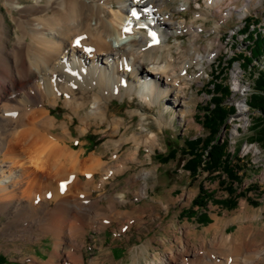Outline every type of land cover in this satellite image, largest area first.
Returning <instances> with one entry per match:
<instances>
[{
  "label": "bare ground",
  "instance_id": "obj_1",
  "mask_svg": "<svg viewBox=\"0 0 264 264\" xmlns=\"http://www.w3.org/2000/svg\"><path fill=\"white\" fill-rule=\"evenodd\" d=\"M0 1V9L6 8L18 33L11 46L7 17L0 10V236L17 237L9 226L12 218L28 207L54 202L44 236L55 240V253L49 262L32 258L31 264H62L67 254L72 260L63 264H84L76 257V243L88 228L83 221L102 207L91 193L95 179L91 172L98 168L97 159L94 155L82 159L84 151H75L70 144L73 134L68 121L59 123L47 106L56 107L63 100L70 116L76 115L80 121L94 120L102 115L107 101L132 92L151 106L161 98L171 97L183 107L185 89L191 81L201 78L197 71L190 75V69L195 66L203 71L210 53L203 51L194 36L187 47L170 43L171 37L194 33L198 27L192 22L175 23L174 14L160 0H119L122 6L118 11H114V0ZM223 2L206 0L205 9L213 6L218 16L228 21L232 13L224 15L219 8ZM207 10L204 15L210 14ZM133 11L140 21L153 17L156 28L148 25L151 32L144 31ZM128 19L135 21L126 24ZM236 81L238 87L240 81ZM91 103L95 108L88 112ZM245 108L242 102L240 116ZM131 141L136 145L132 154L138 158L141 147L157 141V135L149 137L141 131ZM151 174L142 170L128 180L130 184L145 180L137 193L138 200L147 196L146 179ZM81 177H86L88 183ZM127 202L125 193H116L105 204L114 207ZM240 217L236 221L247 224L240 225L233 235H226L223 225L215 224L206 230L207 237L213 238L203 240L199 248L191 244L188 236L186 245L177 252L154 256L145 264H190L191 260L202 264L203 260L198 261L201 251L208 259L205 264L264 262V226L255 230L256 217L249 210ZM188 229L187 235L196 233V228ZM24 236L18 238L22 240ZM29 238L33 236L24 241ZM62 245L67 247L66 252H61Z\"/></svg>",
  "mask_w": 264,
  "mask_h": 264
},
{
  "label": "rangeland",
  "instance_id": "obj_2",
  "mask_svg": "<svg viewBox=\"0 0 264 264\" xmlns=\"http://www.w3.org/2000/svg\"><path fill=\"white\" fill-rule=\"evenodd\" d=\"M114 2V11H118L122 4H119V0ZM160 2L174 14L175 23L192 22L194 27H198L197 31L193 29L194 33L182 32L176 37H171L170 43L187 47L194 36L196 43L204 48L203 51L210 53L203 71H199L195 66L190 69V75L197 71L201 73V78L191 81L185 89L186 100L182 102L185 104L183 107H179L171 97L161 98L156 105L151 106L144 103L136 92H132L124 98L107 101L106 106L102 108V115L94 120L80 121L76 115L70 116L63 100L56 107L47 106L52 117L59 123L68 121L73 134L70 144L75 151H84L82 159L92 155L97 159L98 168L91 172L95 177L91 193L92 198L97 203L101 202L102 207L91 219L83 221L84 226L87 225L88 228L76 243V257H80L84 264H145L154 256L163 257L168 252H177L186 245L188 236L191 244L199 248L203 240L213 238L212 235L207 237L206 230L215 224L223 225L226 235L236 233L240 225L247 224L238 223L236 218L244 217L248 210L252 217H256L255 230L264 226V151L258 144L251 142L250 130L253 119L259 113L252 111L248 106L250 97L255 92V69L251 72L245 71L239 58L240 55H249V33L255 34L258 31L264 34V0H224L219 3V8L224 15L229 11L232 13L228 21L218 16L212 4H209L212 6L209 10L205 9L206 0ZM127 4L129 3L125 5ZM244 7L247 9L246 13L243 11ZM0 10L7 17V30L12 39V46L18 36L16 23L5 7ZM205 10L210 14L204 15ZM15 15H18L17 12ZM133 21L135 20L128 19L125 23L132 24ZM136 23L146 32H151L148 25L156 28L153 17H144L141 21L136 19ZM165 34L169 36V32ZM162 40L165 41V38ZM209 45L211 46L208 49ZM233 61L232 66L227 65ZM89 62L86 63L88 68ZM254 65L264 69V58ZM221 70L224 73L223 76L220 75V79H223L221 82L230 86L232 91L226 105L234 106L236 114L229 118L219 139L221 142L229 141V151L234 154L232 165L241 168L240 185L231 183L227 177L219 174L200 173L194 177L185 168L189 160L185 142L208 136L201 125V109L206 107L211 99L207 90H210L213 75H217ZM237 79L240 81L238 87ZM128 81H131V78ZM242 102L246 108L240 116ZM94 108L95 105L91 103L86 111L91 112ZM82 114H85V111ZM141 131L149 137L152 134L157 135V141L142 146L139 157L135 158L132 153L135 152L136 145L131 138ZM142 170L152 174L146 179L147 196L138 200L137 193L145 180L132 184L128 180L134 179ZM87 171L88 169L84 172ZM81 179L87 182L86 177ZM231 185L236 191L232 196L228 190ZM201 188L212 195V201L205 210L197 207L192 209V202ZM115 192L125 193L128 202L114 207L105 204L106 199L111 194H116ZM230 200L236 202L235 208L225 203ZM53 204L54 202L28 207L24 213L10 220L9 226L13 227L18 236L25 235L24 237L28 238L32 235L33 238L25 242V238L21 240L18 236H0V257L6 259L5 264H31L32 258L40 260L41 263L50 261L55 253V240L44 235L48 232ZM190 210L194 211V217L186 215ZM200 215L206 216L207 222L198 220ZM188 227L196 228V233L187 235L190 230ZM179 236L181 239L178 241ZM60 249L61 252L67 251L65 245ZM200 254L198 261L203 260L202 264L208 262L205 253L201 251ZM64 258L63 262L72 260L68 254ZM195 263V260L190 262Z\"/></svg>",
  "mask_w": 264,
  "mask_h": 264
},
{
  "label": "trees",
  "instance_id": "obj_3",
  "mask_svg": "<svg viewBox=\"0 0 264 264\" xmlns=\"http://www.w3.org/2000/svg\"><path fill=\"white\" fill-rule=\"evenodd\" d=\"M249 29L250 26L248 25L247 30ZM247 38H250L249 42L251 44L248 50L249 55H240L239 58L245 71L251 72L252 69H255L253 73V76H256L254 80L255 92L251 95L248 106L252 111L259 113L253 119L250 129L252 132L251 142L258 144L264 151V69H259L254 65L255 62H261V59L264 58V34L256 31L255 34L249 33ZM233 63L234 61L229 62L227 65L232 66ZM220 75H224L222 70L217 75H213V82L209 86L210 90H207V95L211 99L207 106L201 109V125L207 131L208 136L185 142L186 156L189 159L185 168L194 177L200 175V173L219 174L227 177L231 183L240 185L242 183V178L239 176L241 168L232 165L234 154L232 155L229 151V141L221 142L219 139L220 133L227 126L229 118L236 114L234 106L228 107L226 105V100L231 97L232 91L230 86L225 82V84L221 82L223 79H220ZM228 190L231 196L236 194L232 185ZM211 201L212 195L204 192L201 188L200 193L192 202V209L197 207L205 210ZM225 203L231 208L236 207L234 201L230 200ZM186 215L195 216L192 210L187 211ZM206 218V216L200 215L198 220L207 222L208 219ZM5 262L6 259L0 257V264H5Z\"/></svg>",
  "mask_w": 264,
  "mask_h": 264
},
{
  "label": "snow or ice",
  "instance_id": "obj_4",
  "mask_svg": "<svg viewBox=\"0 0 264 264\" xmlns=\"http://www.w3.org/2000/svg\"><path fill=\"white\" fill-rule=\"evenodd\" d=\"M132 15H133L134 17H136L137 19H139V16H137V14H136L135 11H133ZM125 30H126V31H129V29H125ZM152 36H153V39H155V34H154V33H152ZM77 43H78V42H77Z\"/></svg>",
  "mask_w": 264,
  "mask_h": 264
}]
</instances>
